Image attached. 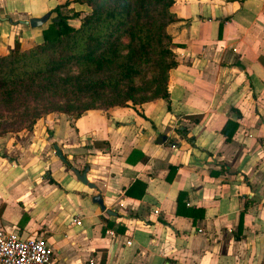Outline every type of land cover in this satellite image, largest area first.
<instances>
[{
    "label": "crops",
    "instance_id": "crops-1",
    "mask_svg": "<svg viewBox=\"0 0 264 264\" xmlns=\"http://www.w3.org/2000/svg\"><path fill=\"white\" fill-rule=\"evenodd\" d=\"M70 1L0 0V54ZM171 12L166 98L0 137V227L42 238L55 264H264V0Z\"/></svg>",
    "mask_w": 264,
    "mask_h": 264
},
{
    "label": "trees",
    "instance_id": "trees-1",
    "mask_svg": "<svg viewBox=\"0 0 264 264\" xmlns=\"http://www.w3.org/2000/svg\"><path fill=\"white\" fill-rule=\"evenodd\" d=\"M70 2L75 8L66 9V2L49 11L38 43L21 49L15 39L0 54V112L6 119L0 136L30 130L51 112L72 119L87 110L166 98L168 71L176 66L166 31L175 20L174 0ZM70 68L76 73L61 74Z\"/></svg>",
    "mask_w": 264,
    "mask_h": 264
},
{
    "label": "built area",
    "instance_id": "built-area-1",
    "mask_svg": "<svg viewBox=\"0 0 264 264\" xmlns=\"http://www.w3.org/2000/svg\"><path fill=\"white\" fill-rule=\"evenodd\" d=\"M76 224H79V221H76ZM0 264L55 263L52 261L50 249L42 238L20 237L0 227Z\"/></svg>",
    "mask_w": 264,
    "mask_h": 264
},
{
    "label": "water",
    "instance_id": "water-1",
    "mask_svg": "<svg viewBox=\"0 0 264 264\" xmlns=\"http://www.w3.org/2000/svg\"><path fill=\"white\" fill-rule=\"evenodd\" d=\"M50 14L49 13H45L44 15L40 16V17H29L26 21H20V23L26 24L28 25L30 28H36V27H40L42 26L49 18ZM53 149L55 152V155L57 156V158L64 163L65 165H68V162L66 161V159L64 158V156L60 153L58 147L56 145H53ZM71 169L73 170V172L75 173V175H77V177L80 180H83V176L79 175L78 172L73 169L71 167ZM92 201L96 204H98L100 206L101 209H103V206L101 204V200L99 198V196L95 195L92 197ZM107 213H109V211H107Z\"/></svg>",
    "mask_w": 264,
    "mask_h": 264
},
{
    "label": "rangeland",
    "instance_id": "rangeland-1",
    "mask_svg": "<svg viewBox=\"0 0 264 264\" xmlns=\"http://www.w3.org/2000/svg\"><path fill=\"white\" fill-rule=\"evenodd\" d=\"M75 73H76V71L74 69H71V68L70 69H66V70H64V71L61 72V74H63V75H71V74H75ZM100 111H103V110H100ZM51 113H56V114H61V115L66 116L65 114H62V113H57V112H51ZM47 114H50V113H47ZM43 116H45V115H43ZM5 117H6V115H5ZM0 121L1 122L4 121V123H6V119L3 120V114L1 112H0ZM22 130L26 131L25 129H20L18 131H6L3 134H1L0 137L7 136V135H12V134H15L17 132H20Z\"/></svg>",
    "mask_w": 264,
    "mask_h": 264
}]
</instances>
